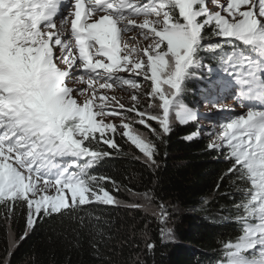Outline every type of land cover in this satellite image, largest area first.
<instances>
[{
	"label": "snow or ice",
	"instance_id": "obj_1",
	"mask_svg": "<svg viewBox=\"0 0 264 264\" xmlns=\"http://www.w3.org/2000/svg\"><path fill=\"white\" fill-rule=\"evenodd\" d=\"M205 67L199 94L224 121L221 143L209 147L227 148L228 173L245 186L241 235L223 242L218 264H264V0H0L4 218L25 207L26 237L42 217L118 204L105 186L116 181L90 174L112 156L97 145L119 151V134L155 165L147 133H170L173 112L181 124L198 119L183 104V85ZM125 86L127 105L108 94ZM221 91L238 92L247 112L229 117Z\"/></svg>",
	"mask_w": 264,
	"mask_h": 264
},
{
	"label": "trees",
	"instance_id": "obj_2",
	"mask_svg": "<svg viewBox=\"0 0 264 264\" xmlns=\"http://www.w3.org/2000/svg\"><path fill=\"white\" fill-rule=\"evenodd\" d=\"M205 57L208 66H217V60ZM171 129L152 139L155 165L145 163L122 137L116 140L119 151L97 145L112 156L90 174L116 181L115 188L105 185L116 205L94 203L71 215L42 217L26 237V208L17 204L6 220L0 206V264H218L223 242L241 235L237 206L245 186L228 173L232 160L210 148L205 137H192L191 125ZM143 193L154 203L172 205L173 242L164 240L155 217L129 204L131 195ZM12 237L17 241L13 249Z\"/></svg>",
	"mask_w": 264,
	"mask_h": 264
},
{
	"label": "rangeland",
	"instance_id": "obj_3",
	"mask_svg": "<svg viewBox=\"0 0 264 264\" xmlns=\"http://www.w3.org/2000/svg\"><path fill=\"white\" fill-rule=\"evenodd\" d=\"M221 3H226V0H220ZM138 22L142 21V18H137ZM135 35V33H129L126 34V38L128 36ZM141 43L143 41L138 37L137 38ZM207 40V36H206ZM203 63L208 66L206 57L203 60ZM63 67V65H60ZM195 75L192 76V78L186 80L184 82L183 88L184 91L182 93V101L186 108L197 112L198 113V119L190 121L189 125H191L196 133L192 137H205L210 144L217 143L220 144L221 141L218 138V134L223 130L222 126L224 121L223 120H217L215 117L217 115V109L214 108L211 104H208L204 102L202 96L199 94L200 91L207 87L206 78H204L205 73H207V67L201 68V69H193L192 70ZM201 84V87L198 89H194L193 84ZM144 89H150V82H143L142 84V90ZM130 89L125 88H119L116 87L112 91H109V95H115L118 98L122 99V102H124L126 105L129 103L130 100ZM221 99H219L218 103L220 106H222L224 109L228 110L227 115L229 117H234L239 114H244L247 112V108L242 106L240 100L237 98L239 93L232 94L228 91H221L220 93ZM142 101L146 100L145 97H141ZM79 101L83 102V97H79ZM144 104L141 105L143 107ZM208 116H211L213 118H206ZM112 122L119 124L120 120L118 117L111 118ZM170 121H171V128L175 125H187V124H181L179 123V119L176 117L175 113H170ZM152 123V126L154 128L159 129V126L155 122ZM134 127L139 128L141 132H147L146 129H144L142 126L134 125ZM119 137H121L119 134L116 135L115 139L117 140ZM148 139L152 140L155 136L151 133H147ZM98 148L102 149L103 147ZM135 147V146H134ZM221 153H225L226 157L228 158V150L225 147H219L217 148ZM140 152V151H139ZM141 157L145 160L143 157V154L140 152ZM130 205L134 207L142 208L146 213H149L151 216L155 217V219L162 224L163 228V234H164V240L168 242H173L175 240L174 236V230H173V222H174V214H173V208L171 204H162V203H154L151 196L149 194L143 193V194H133L130 197ZM161 206L163 207V210L166 212V218L161 219ZM17 245V241L15 237H12L11 239V248L13 249V246Z\"/></svg>",
	"mask_w": 264,
	"mask_h": 264
}]
</instances>
